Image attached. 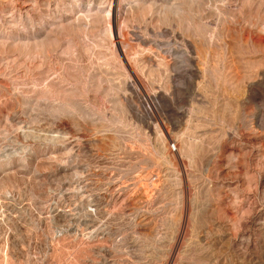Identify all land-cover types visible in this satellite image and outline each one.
<instances>
[{"label": "rangeland", "instance_id": "1", "mask_svg": "<svg viewBox=\"0 0 264 264\" xmlns=\"http://www.w3.org/2000/svg\"><path fill=\"white\" fill-rule=\"evenodd\" d=\"M0 264H264V0H0Z\"/></svg>", "mask_w": 264, "mask_h": 264}]
</instances>
